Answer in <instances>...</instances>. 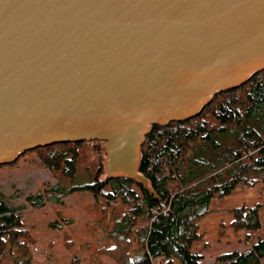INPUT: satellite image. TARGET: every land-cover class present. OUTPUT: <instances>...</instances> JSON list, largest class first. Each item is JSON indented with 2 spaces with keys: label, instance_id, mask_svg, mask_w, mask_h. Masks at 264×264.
Here are the masks:
<instances>
[{
  "label": "water",
  "instance_id": "water-1",
  "mask_svg": "<svg viewBox=\"0 0 264 264\" xmlns=\"http://www.w3.org/2000/svg\"><path fill=\"white\" fill-rule=\"evenodd\" d=\"M237 2L0 0V164L65 140H109L110 154L119 140L107 125L120 114L134 129L131 146L141 120L167 115L148 123L140 148L153 123L195 115L214 93L247 80L264 68V45L255 46L264 1ZM219 6L221 14H205ZM237 38L254 46L236 43L241 58L233 60L234 49L222 46ZM204 90L210 94L197 110H174ZM135 169L110 176L152 190Z\"/></svg>",
  "mask_w": 264,
  "mask_h": 264
},
{
  "label": "trees",
  "instance_id": "trees-1",
  "mask_svg": "<svg viewBox=\"0 0 264 264\" xmlns=\"http://www.w3.org/2000/svg\"><path fill=\"white\" fill-rule=\"evenodd\" d=\"M136 178L104 176V140H65L31 148L58 181L29 193L30 205L62 202L81 193L93 223L114 241L103 248L119 264H204L195 250L203 233L199 219L213 210L211 199L238 187L264 184V68L239 85L217 91L200 112L153 123L140 146ZM84 170L87 180H79ZM229 225L243 231V250L220 253L213 264H264V224L258 204L232 210ZM59 216L50 225L67 222ZM19 207L0 193V264H33Z\"/></svg>",
  "mask_w": 264,
  "mask_h": 264
},
{
  "label": "rangeland",
  "instance_id": "rangeland-1",
  "mask_svg": "<svg viewBox=\"0 0 264 264\" xmlns=\"http://www.w3.org/2000/svg\"><path fill=\"white\" fill-rule=\"evenodd\" d=\"M247 72L244 70L236 73L244 77ZM209 94V91L204 90L195 98L176 105L174 110L183 114L193 112L201 106ZM166 117L167 115L158 114L156 117L141 120L138 128L142 126L141 128L145 129L150 121L163 120ZM144 129H137L132 142V147L137 154L135 168L140 159L139 140ZM105 142L107 148H105ZM108 145L109 140H104L103 175L120 174L119 171L122 169L110 170ZM134 150L131 149V152L135 153ZM19 156L0 164V193L8 205L19 207L23 227L28 228L32 235V240L28 243L32 263L119 264L105 251H100L103 248H111L114 241L106 237L97 224L93 223L91 217L83 211L85 202L89 201L87 195L73 193L63 197L60 203L47 202L41 206L30 205L26 201L25 197L29 193L43 190L44 187L55 184L58 179L53 176L48 167L37 164L35 155L18 160ZM7 158H13V155ZM121 161L124 160L121 159ZM122 171L127 172L125 168ZM133 174L139 175L137 169ZM87 178L84 170H80L77 179L87 180ZM243 204L248 206L258 204L259 221L264 224L263 182L248 187H238L230 193L211 199L210 206L213 210L199 219L198 223L203 233L195 246V250L203 254L204 264H213L220 253L246 248L242 240L243 231H234L229 225L233 208ZM59 216L67 218V222L50 225L49 221Z\"/></svg>",
  "mask_w": 264,
  "mask_h": 264
},
{
  "label": "bare ground",
  "instance_id": "bare-ground-1",
  "mask_svg": "<svg viewBox=\"0 0 264 264\" xmlns=\"http://www.w3.org/2000/svg\"><path fill=\"white\" fill-rule=\"evenodd\" d=\"M237 1H238L237 2L238 4H240L239 1H241V3H243V4L246 2V0H237ZM248 1H252V0H248ZM209 3L210 2L203 3L204 4V5L202 4L203 8L206 7ZM216 11H217V13H216ZM205 12H207V13H205L207 15H209V14H211L213 16L216 14L219 15L223 12V8H222V6H219L216 8V10L215 9L214 10H205ZM224 12L227 13L226 8H225ZM201 16H204V14ZM197 23H198V25L200 24V22H197ZM257 36L258 37L256 39L255 46H259V45L263 46L264 45V36H262L261 34H258ZM229 43H231V44H229ZM236 43L239 44V47L241 46V49L242 48L246 49L247 45H249L250 47L254 46V44L252 45L251 42L248 44L243 43L242 39H238V38H237L236 42H234V43H233V41H230V42H228L222 46V49L224 52H225V50H228L227 48H229V47H232L234 49V51H230L228 53V56L230 58H231L232 54L238 49V47L235 45ZM235 47H236V50H235ZM223 51L220 52V54L222 56H224ZM237 56H236V54H233V56H232L233 60L241 58V57H239V56L237 57ZM223 59H224V57H222V59L219 57L218 61H215V63L216 64L219 63V65H220V63L223 62ZM201 68H202V64H201ZM125 119H127V115L124 116L123 114H120V116L117 119H114L112 122H110L107 125V130L109 131V133H112L119 140L117 145H115L113 149L111 148L110 156L112 155V157L110 159V162H112V163L110 164V166H111L112 170H115V171H116L115 168H118L120 170L121 169L124 170V168H125L127 170V172H131L136 165L135 155L137 157V154H136V150H134L131 146V140H132V136L134 133V129L131 126L125 125L126 124ZM131 149H132V151L134 150L135 153L131 152ZM116 157H118V158H116ZM120 158L124 161H121ZM134 162H135V165H134Z\"/></svg>",
  "mask_w": 264,
  "mask_h": 264
}]
</instances>
